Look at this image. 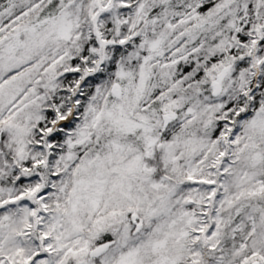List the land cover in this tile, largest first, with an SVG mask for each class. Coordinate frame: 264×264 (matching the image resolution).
Instances as JSON below:
<instances>
[{
    "label": "snow or ice",
    "instance_id": "obj_1",
    "mask_svg": "<svg viewBox=\"0 0 264 264\" xmlns=\"http://www.w3.org/2000/svg\"><path fill=\"white\" fill-rule=\"evenodd\" d=\"M0 264H264V0H0Z\"/></svg>",
    "mask_w": 264,
    "mask_h": 264
}]
</instances>
